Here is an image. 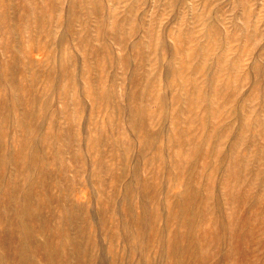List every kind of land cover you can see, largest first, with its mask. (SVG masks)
<instances>
[{"label":"rangeland","instance_id":"rangeland-1","mask_svg":"<svg viewBox=\"0 0 264 264\" xmlns=\"http://www.w3.org/2000/svg\"><path fill=\"white\" fill-rule=\"evenodd\" d=\"M0 264H264V0H0Z\"/></svg>","mask_w":264,"mask_h":264}]
</instances>
